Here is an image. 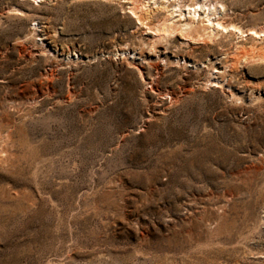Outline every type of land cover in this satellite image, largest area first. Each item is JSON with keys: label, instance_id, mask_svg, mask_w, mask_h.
Wrapping results in <instances>:
<instances>
[{"label": "rangeland", "instance_id": "obj_1", "mask_svg": "<svg viewBox=\"0 0 264 264\" xmlns=\"http://www.w3.org/2000/svg\"><path fill=\"white\" fill-rule=\"evenodd\" d=\"M0 264H264V0H0Z\"/></svg>", "mask_w": 264, "mask_h": 264}, {"label": "bare ground", "instance_id": "obj_2", "mask_svg": "<svg viewBox=\"0 0 264 264\" xmlns=\"http://www.w3.org/2000/svg\"><path fill=\"white\" fill-rule=\"evenodd\" d=\"M189 7V6H188ZM199 7V6H198ZM198 10V9H197ZM193 14V13H192ZM208 19V18H207Z\"/></svg>", "mask_w": 264, "mask_h": 264}]
</instances>
